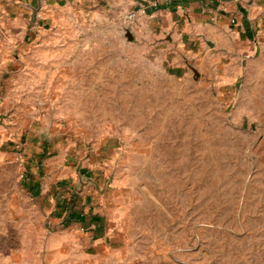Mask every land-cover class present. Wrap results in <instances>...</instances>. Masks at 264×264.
<instances>
[{"label":"rangeland","instance_id":"obj_1","mask_svg":"<svg viewBox=\"0 0 264 264\" xmlns=\"http://www.w3.org/2000/svg\"><path fill=\"white\" fill-rule=\"evenodd\" d=\"M54 2L0 0V264H264L263 41Z\"/></svg>","mask_w":264,"mask_h":264},{"label":"crops","instance_id":"obj_2","mask_svg":"<svg viewBox=\"0 0 264 264\" xmlns=\"http://www.w3.org/2000/svg\"><path fill=\"white\" fill-rule=\"evenodd\" d=\"M49 1L60 7L73 0H44V5ZM133 1L132 9L139 14L132 24L142 34L145 28L140 19L148 15L156 19L150 33L158 43L183 41L190 48L206 46L211 51H230L234 46L239 53L251 48L252 42L264 43V0ZM131 12L125 10V15Z\"/></svg>","mask_w":264,"mask_h":264},{"label":"built area","instance_id":"obj_3","mask_svg":"<svg viewBox=\"0 0 264 264\" xmlns=\"http://www.w3.org/2000/svg\"><path fill=\"white\" fill-rule=\"evenodd\" d=\"M138 14L139 12L138 11H132L131 13H129L127 16H126V20L128 22H134L137 18H138ZM142 14H145V11L143 10L142 11ZM233 22H235V20H233Z\"/></svg>","mask_w":264,"mask_h":264},{"label":"water","instance_id":"obj_4","mask_svg":"<svg viewBox=\"0 0 264 264\" xmlns=\"http://www.w3.org/2000/svg\"><path fill=\"white\" fill-rule=\"evenodd\" d=\"M39 1H40V3H41V0H39ZM35 11L37 12V11H39V10H38V9H36ZM129 37H130V39H131V40H133V35H132V34H131V35H129Z\"/></svg>","mask_w":264,"mask_h":264},{"label":"trees","instance_id":"obj_5","mask_svg":"<svg viewBox=\"0 0 264 264\" xmlns=\"http://www.w3.org/2000/svg\"><path fill=\"white\" fill-rule=\"evenodd\" d=\"M70 217H71V216H70ZM70 217H69V218H70ZM71 220H72V219H71ZM71 220H70V221H71Z\"/></svg>","mask_w":264,"mask_h":264}]
</instances>
